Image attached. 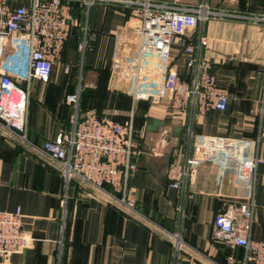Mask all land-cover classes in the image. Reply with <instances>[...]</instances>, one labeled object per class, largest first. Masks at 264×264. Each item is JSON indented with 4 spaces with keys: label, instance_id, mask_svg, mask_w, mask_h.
Listing matches in <instances>:
<instances>
[{
    "label": "crops",
    "instance_id": "obj_1",
    "mask_svg": "<svg viewBox=\"0 0 264 264\" xmlns=\"http://www.w3.org/2000/svg\"><path fill=\"white\" fill-rule=\"evenodd\" d=\"M208 3L224 14L206 23L205 55L213 62L219 85L228 92L229 106L225 112L194 116L174 114L167 101L151 105L113 90L118 52L124 42L132 40L127 14L102 4L89 10L74 7L78 25L55 62L50 80L33 79L28 85V139L42 145L61 131L72 132L75 107L67 96L81 95L83 88L100 91L98 106H87L88 112L97 109L102 118L120 122L132 119L137 128L138 149L133 157L137 170L129 179V189L139 215L127 213L77 181L67 184L57 165L0 129V211L20 209L24 228L34 237L24 251L0 256V264H172L173 246L166 232L177 230L178 195L169 187L167 171L191 122L198 136L257 141L262 162L256 171L252 238L264 236V0ZM84 43L85 50H80ZM175 65L185 73L180 53H176ZM103 71L109 72L105 80ZM153 120L164 125L148 131ZM150 140L158 141L157 145L148 147ZM165 146L170 149H160ZM190 191L182 228L188 246L180 264H227L229 256L240 264L245 249L214 243L212 228L217 213L245 200L246 181L233 166L225 172L219 165L205 164Z\"/></svg>",
    "mask_w": 264,
    "mask_h": 264
},
{
    "label": "built area",
    "instance_id": "obj_2",
    "mask_svg": "<svg viewBox=\"0 0 264 264\" xmlns=\"http://www.w3.org/2000/svg\"><path fill=\"white\" fill-rule=\"evenodd\" d=\"M96 4L127 14L132 40L124 42L118 52L114 76L126 83V93L134 101L154 105L167 101L174 114L184 116L225 112L229 106L228 92L219 85L213 62L205 55L206 23L224 14L210 7L208 0L196 5L181 0H0V129L57 165L67 184L77 181L127 213L139 215L129 189L138 149L132 119L120 122L94 112L80 116L78 92L67 97L75 107L72 132L61 131L42 145L28 139V85L33 79L49 81L78 25L74 7L89 10ZM85 47L86 43L80 50ZM176 53L182 57L184 74L175 65ZM261 162L259 145L253 139L198 136L193 122L186 126L183 145L167 171L169 187L178 195L177 230L165 231L172 241V264H180L188 246L182 228L190 187L205 164L219 165L225 172L233 166L248 187L244 201L230 203L216 214L212 241L243 247L246 253L240 264H264V236L252 238L256 171ZM23 219L20 209L0 211L1 257L20 253L34 241ZM227 264H237V260L229 256Z\"/></svg>",
    "mask_w": 264,
    "mask_h": 264
},
{
    "label": "rangeland",
    "instance_id": "obj_3",
    "mask_svg": "<svg viewBox=\"0 0 264 264\" xmlns=\"http://www.w3.org/2000/svg\"><path fill=\"white\" fill-rule=\"evenodd\" d=\"M182 2H184L185 0H181ZM104 73H102V79L103 80H105V77L108 75L109 76V72H106V71H103ZM107 74V75H106ZM83 90L85 91V90H87L88 91V93H86V95H85V97H84V100H85V102L86 101H88L89 100V103L90 104H94L95 106L94 107H96V106H98V101L96 100V99H92L95 95L96 96H98V98H99V95H100V91H98V90H96V89H90V88H83ZM151 105H153V104H151ZM95 110V112L97 111V109H94ZM94 112V113H95ZM98 112V111H97ZM163 138V137H162ZM159 141L161 140V139H158ZM150 141L152 142V143H150ZM150 141H147V146L149 147L151 144H156L157 145V143H158V141H155V140H150ZM168 142H170V141H168ZM167 143V142H166ZM162 147V146H161ZM170 147H172V146H170ZM161 150H163V151H168L170 148H169V146L167 147V146H165V148H160ZM160 149L158 148V150L160 151ZM175 152V151H174ZM175 159V157L173 158V160ZM172 160V161H173ZM171 161V162H172ZM170 162V163H171ZM170 165V164H169Z\"/></svg>",
    "mask_w": 264,
    "mask_h": 264
},
{
    "label": "water",
    "instance_id": "obj_4",
    "mask_svg": "<svg viewBox=\"0 0 264 264\" xmlns=\"http://www.w3.org/2000/svg\"><path fill=\"white\" fill-rule=\"evenodd\" d=\"M127 46V45H126ZM133 46H131V49ZM111 88L116 91H122L126 92L127 91V85L124 81L118 82L117 78L114 77L111 83ZM164 122L159 121V120H153L152 124L147 126L148 131H155L158 127L163 126Z\"/></svg>",
    "mask_w": 264,
    "mask_h": 264
},
{
    "label": "trees",
    "instance_id": "obj_5",
    "mask_svg": "<svg viewBox=\"0 0 264 264\" xmlns=\"http://www.w3.org/2000/svg\"><path fill=\"white\" fill-rule=\"evenodd\" d=\"M50 80V79H49ZM21 85L22 86H25L24 85V82L23 83H21ZM86 93H88V91L87 90H83L82 92H81V95H80V101H79V113H80V115H82V116H84L86 113H88V110L89 109H86V108H88L87 106H90V105H92V104H90L89 103V100L88 101H86L85 102V100H84V97H85V95H86ZM69 96V95H68ZM67 96V97H68ZM98 96H94L92 99H96ZM67 102H68V100H67ZM143 102H145V101H143ZM69 103V102H68ZM147 103H149V102H147ZM69 104H71V103H69ZM72 105V104H71ZM92 108H95L94 107V105H93V107ZM98 111V110H97ZM95 112V111H94ZM100 118H102V114H100V113H98V112H95ZM122 121H124L125 122V119L124 120H122ZM134 129H137L136 127H135V124H134ZM135 133H136V130H135ZM137 135V134H136ZM171 164V163H170Z\"/></svg>",
    "mask_w": 264,
    "mask_h": 264
}]
</instances>
